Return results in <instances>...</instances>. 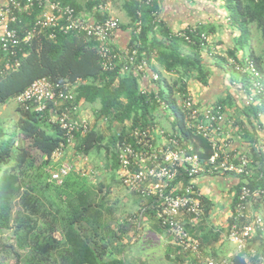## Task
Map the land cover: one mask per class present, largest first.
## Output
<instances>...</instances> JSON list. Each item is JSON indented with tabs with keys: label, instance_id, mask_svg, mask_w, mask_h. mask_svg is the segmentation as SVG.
<instances>
[{
	"label": "trees",
	"instance_id": "16d2710c",
	"mask_svg": "<svg viewBox=\"0 0 264 264\" xmlns=\"http://www.w3.org/2000/svg\"><path fill=\"white\" fill-rule=\"evenodd\" d=\"M55 1L69 5L79 13L75 0ZM103 3L104 0H92L90 10L97 9ZM226 6L230 13L229 20L240 31L239 38L249 34L252 26L264 42V1L226 0ZM124 10L130 19L131 28L128 48H135L138 60H145L152 72L158 74V99L155 98L154 90H141L140 79L133 71L122 74L121 65L118 64L111 71H103L98 44L93 39L84 34H64L58 29L34 28L40 14L38 8L17 14V22L11 26L17 30L20 41L27 33H33L30 39L20 42L14 56L0 50V108L9 101L15 102L34 81L42 78L65 86L74 97L70 102L62 101L57 108L48 104L44 112L36 111L34 103L24 106L16 104L9 124L7 119L0 117V233L10 231L14 238V244L8 245L13 264H50L53 254L58 258L56 264H125L121 257L107 258L109 250L104 231L110 229L111 223H103L105 210L103 197L98 200L99 188L97 190L91 184H86L84 175L74 170L61 185L50 181V172L61 162H53L51 157L57 149L67 146V133L56 120L65 108L69 109L71 118L76 120L81 119L84 106L97 105L95 114L98 120H109L120 126L119 132L108 138L96 129H88L84 136H75L72 147L85 157L103 150L113 176L119 167L115 145L124 142L134 145L131 133L136 127L154 128L157 111L162 103L172 119V135L182 138L199 158L206 160L211 156L206 140L186 130L185 112L178 103L175 91L184 80L188 82L191 79L201 86L207 85L208 73L203 68L199 43L187 44L173 37L164 22L156 23L159 13L156 0L149 5L137 0H124ZM138 13L142 26L139 36H136L134 24ZM108 17L97 14L96 20L102 21ZM237 51L236 47L225 56L238 60ZM215 56V66L233 76L235 71L227 66L226 59L220 54ZM248 58L253 60L264 82V60L252 51ZM153 59L157 63L156 67ZM161 70L177 77L168 83L167 78L160 75ZM238 80L240 84L246 85V76H239ZM184 87L185 82L182 85ZM75 107L77 111L74 113ZM263 110L254 106L244 108L242 117L234 120L236 125L243 128L244 136L250 138L249 143L252 145L255 143L252 136L255 128L253 120H258ZM251 151L259 163L253 146ZM253 172L256 173V170ZM249 187L264 188V180L258 179L256 173ZM51 188L57 199L46 195ZM236 188L238 193L239 185ZM130 193L136 194L134 191ZM235 200L236 196L232 211ZM203 203L207 215L210 203L204 198ZM58 231L61 240L54 237ZM108 232L112 234V239L119 238L117 231ZM260 235L259 231L248 241L247 250L255 249L258 254L264 255V241L258 240ZM256 241L261 242L259 248L254 246ZM24 251H27L26 256L21 254ZM120 251L116 250V253L119 255ZM228 261L231 264H247L243 253Z\"/></svg>",
	"mask_w": 264,
	"mask_h": 264
},
{
	"label": "built area",
	"instance_id": "2783aa9c",
	"mask_svg": "<svg viewBox=\"0 0 264 264\" xmlns=\"http://www.w3.org/2000/svg\"><path fill=\"white\" fill-rule=\"evenodd\" d=\"M137 1L149 5L153 0ZM252 1L256 3L264 0ZM34 8L40 10L34 28L58 29L64 34L70 32L84 34L93 39L98 44L103 71H111L118 64L121 65L122 74L133 71L140 80L147 77L149 65L143 59L138 60L135 48L117 51L111 46V40L120 26L118 18L109 16L102 21L90 20L77 14L73 7L55 0H6L1 4L0 50L2 52L14 56L20 42H27L33 35L27 33L20 41L17 30L11 26L17 22V14ZM137 16L134 34L139 36L142 26L140 13ZM162 22L157 14L156 23ZM171 33L173 37L180 38L187 44L199 43L201 53L209 56L219 54L216 43L207 33H199L197 27ZM220 56L226 59L227 66L233 68L240 77L246 76L245 86L239 82L245 94L243 109L250 106L259 110L264 109V82L253 60L248 57L235 60L223 54ZM149 79L156 84L159 76L152 72ZM184 82L186 87L182 88ZM190 85L189 81L184 80L175 88L178 103L185 112V128L193 135L206 140L211 149V156L206 160L199 158L182 138L172 135V130L164 131L157 125L154 128L136 127L131 133L134 145L124 142L117 143L114 147L119 163L116 176L128 192L134 191L143 200L151 203L157 225L171 237L182 254L189 255L195 260L193 264H231L228 260L203 259L199 240L192 238L187 229L198 225L206 215L197 180L205 174L228 175L236 178L239 189L238 193H235V204L227 223V239L235 246L238 254H245V260L264 264L263 254H258L255 249L247 250L248 241L264 228L260 216L248 215V207L252 201L264 202V188L249 187L256 173L258 179L264 180V145L258 137L260 131L264 129V112L258 115V120H253L255 128L251 131L255 143L252 145L249 143L250 138L244 136L243 128L228 117L224 104H205L200 100L195 101ZM140 88L143 92L148 91L142 86ZM152 90L155 91V98L158 99L157 87ZM73 98L72 93L67 91L65 86L61 87L42 78L34 81L15 99V103L23 106L34 103L36 111L44 112L48 104L57 108L62 101L70 102ZM160 108L166 110L163 103ZM75 111H77L76 107L73 109L74 113ZM56 120L67 133V146H62L54 152L51 157L53 162H59L64 150L73 147L76 135L84 136L89 129L83 119H72L67 108L57 116ZM235 143L238 144L237 147H233ZM252 146L256 150L259 163L252 155ZM73 170H76L73 165L60 162L57 168L50 172V181L61 185L64 178ZM254 170L256 173L253 172ZM241 177L244 179H240Z\"/></svg>",
	"mask_w": 264,
	"mask_h": 264
},
{
	"label": "crops",
	"instance_id": "0c3cea01",
	"mask_svg": "<svg viewBox=\"0 0 264 264\" xmlns=\"http://www.w3.org/2000/svg\"><path fill=\"white\" fill-rule=\"evenodd\" d=\"M5 1L0 0V5ZM91 1L75 0L79 7L78 14L90 20H96L97 14L118 18L120 27L111 40V46L118 51L128 48L131 28L130 19L124 10V0H104V3L97 9L90 10ZM156 2L158 3V16L171 32L197 27L209 35L218 46V53L223 54V56L237 47L236 40L240 36V31L229 20L230 13L226 6V0H156ZM252 28L251 26L250 30ZM252 53L254 54L253 51ZM235 54L242 58L238 51ZM201 57L208 78L206 86H201L195 82L202 89L198 100L205 104L223 103L230 119L241 118L245 94L240 88L239 80L232 78L233 76L229 72L215 66L216 56L201 53ZM152 62L156 67V61L153 59ZM151 73L152 70L149 67L147 77L139 82L140 86L148 91L155 86L157 87L149 79ZM160 75L166 77L168 83H170L171 78L173 80L177 77L164 70L160 71ZM159 111L156 115V121L161 116V108ZM171 121L172 119H170ZM258 135L264 145V129ZM237 146V143L233 145V147ZM112 179L114 186H121L116 178L114 179L112 176ZM107 185H113L112 181H108ZM197 186L203 198L210 203V210L202 222L193 228L189 227L187 230L192 238L199 240L203 259H231L238 253L227 239V223L229 222L232 202L237 192V180L228 175L210 176L205 174L197 180ZM110 187L109 189L106 187V193H109L111 197L113 196L112 200L117 207L108 203L111 199L106 200L103 223H111L109 230L119 231L121 235L118 234L120 238L117 239V242H111L105 231V242L109 250L107 257L112 258L113 255H117L124 260L125 264H193L195 262L189 255L182 254L174 245L171 237L157 225L149 201L143 200L137 193L128 192L122 186L115 190L110 189ZM98 195L99 200L101 196ZM260 207V205L255 204L251 212L257 211ZM250 209L251 204L248 207V210ZM135 220L136 222H133ZM114 225L117 227L115 228ZM107 227L105 226V229ZM258 240H264V231H261ZM110 242L112 248L109 249ZM116 250H121V253L118 255ZM246 262L253 264L247 259Z\"/></svg>",
	"mask_w": 264,
	"mask_h": 264
},
{
	"label": "rangeland",
	"instance_id": "374dc122",
	"mask_svg": "<svg viewBox=\"0 0 264 264\" xmlns=\"http://www.w3.org/2000/svg\"><path fill=\"white\" fill-rule=\"evenodd\" d=\"M236 42L238 44L237 50L239 52L240 57H243V56L248 57L250 54V51H253L254 54L257 55V57H260L261 59L264 60V42H262V40L260 39V34L255 27H253L252 30H250L249 34H244L242 36V38H238L236 40ZM238 77H239V75L237 73H234L232 78L238 79ZM190 83L192 85L191 88H192L193 99L195 101H199L198 99H199V96L201 95L202 89L200 86H198L197 83H195L194 80H190ZM15 107H16V103L14 101H9L5 106L0 108V117L7 119L8 124H9V120L11 119V117L14 116V108ZM97 108H98L97 105L84 106V108L81 110L80 118L83 119L88 124L90 130L96 129V131L101 133L105 138H108L109 136L118 133L120 130L119 125H117L116 123L109 121V120H98L96 118L95 111ZM159 112L160 111H157V114ZM169 116L170 115L168 114V112L165 109L161 111V116H159V118L157 119L158 122L156 124L159 129H162L164 131L168 130V132H169V130L171 128V126H170V119L171 118ZM128 124H127V127H128ZM63 161L66 163H69L70 165H73L74 169H76L77 172L82 173L85 177L84 179H86V181H87L86 184H88V185L91 184L92 186L95 187V189L97 188V190L99 188L97 193L99 192L100 196L103 197V201H102L103 204L106 203L107 199L108 200L111 199L108 203H111L113 206L117 207L115 205V202L112 200L113 196L111 197L109 195V193L108 194L106 193V191H107L106 187L109 186V185H107L108 181H110V182L112 181V184H113V185H110V186H112V187H110V189L115 190L117 188H121L122 185L119 183L121 186H114V182H113L114 180L113 179L111 180L113 174L111 173L110 168H108V162L106 160L105 153L103 150L98 152V153L94 152V153L90 154L89 156L85 157V156H82L81 154L77 153L75 149L70 148V149H67L63 153V157L61 159V162H63ZM58 164H57V166H58ZM113 177H114V179L115 178L117 179V182L119 181L116 174ZM46 195L48 197H50L51 199H54L57 197L53 188L48 190L46 192ZM43 203L46 206H48V203H46V201H43ZM49 204H50V201H49ZM258 205L261 206L260 209H258L257 211L251 212L252 207L254 206V202L252 201L251 202V209L248 210L249 211L248 215H253V214L256 215L257 214L258 216H260L263 219V225H264V202H259ZM133 222H135V221H133ZM114 226H115V228L117 227L116 225H114ZM42 227H45V226L42 225ZM42 227H40V229H42ZM108 231L106 230V232H108ZM104 233H105V231H104ZM117 233L119 235H121V233L119 231H117ZM106 235H107V238H109L111 241L117 242L118 238L112 239L113 238L112 234H110L109 232L106 233ZM54 237L57 240H61V236L59 234V231L54 234ZM115 242H114V244H115ZM13 244H14V238H13L10 231H5V232L0 233V264H13L14 259L12 258L13 256L11 254V250H9L10 248L8 247V245H13ZM259 244H260V242L256 241L255 245H254L255 248H259ZM108 247H109V249L112 248V243H110V245ZM234 249H236L235 246H234ZM21 254H22V256H26L27 251H24ZM113 257H117V255H113ZM107 258H110V257H107ZM23 259H25V258H23ZM52 261H54V262H52ZM56 263H58V258L56 257V254H53L50 264H56ZM253 264H257V263L253 262Z\"/></svg>",
	"mask_w": 264,
	"mask_h": 264
},
{
	"label": "clouds",
	"instance_id": "9594fccd",
	"mask_svg": "<svg viewBox=\"0 0 264 264\" xmlns=\"http://www.w3.org/2000/svg\"><path fill=\"white\" fill-rule=\"evenodd\" d=\"M246 261V260H245Z\"/></svg>",
	"mask_w": 264,
	"mask_h": 264
}]
</instances>
